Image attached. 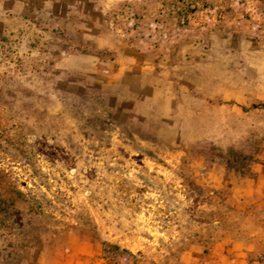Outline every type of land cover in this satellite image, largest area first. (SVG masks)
Returning a JSON list of instances; mask_svg holds the SVG:
<instances>
[{"label": "rangeland", "instance_id": "1", "mask_svg": "<svg viewBox=\"0 0 264 264\" xmlns=\"http://www.w3.org/2000/svg\"><path fill=\"white\" fill-rule=\"evenodd\" d=\"M163 2L0 0V264H264L263 0Z\"/></svg>", "mask_w": 264, "mask_h": 264}, {"label": "crops", "instance_id": "2", "mask_svg": "<svg viewBox=\"0 0 264 264\" xmlns=\"http://www.w3.org/2000/svg\"><path fill=\"white\" fill-rule=\"evenodd\" d=\"M167 1L168 2H163V4L161 5L170 6L174 8L173 11L174 13H176L175 15L179 16L180 13H182L181 7H183L184 5L183 1L186 2L187 0H167ZM189 1H193V0H189ZM207 1L209 2L210 5L220 6V7L221 6L235 7V4L237 3V0H207ZM262 7H263V11H262L263 21H264V0L262 2ZM226 16L227 17L224 21L225 24L223 25V30L236 31L235 30L236 28H233L234 27L233 25L235 22L239 21L238 19L240 17V13H238L236 9H234L233 11L229 9L228 12L226 13ZM215 37H216L215 32L211 29H207L205 31L198 30L194 34L183 33V34H180V36L178 37H176V34H174L170 38H172L173 41H176V43L169 47V50L168 52H166V55H171V54L176 55L178 53L181 54L183 51L185 53H191L193 55L197 53H201V49L198 46L199 40L197 41V39H201L203 43L205 39L206 40L214 39ZM262 57L264 58V51H263ZM263 68H264V64H263ZM55 264H66V261L63 263V261L56 260Z\"/></svg>", "mask_w": 264, "mask_h": 264}, {"label": "built area", "instance_id": "3", "mask_svg": "<svg viewBox=\"0 0 264 264\" xmlns=\"http://www.w3.org/2000/svg\"><path fill=\"white\" fill-rule=\"evenodd\" d=\"M244 10L248 16L259 17L257 13V5L259 0H242ZM194 10L191 13L190 22L192 25L197 27H204L210 21H216L223 19L224 14L220 10H215L211 8L210 5L198 4L192 5Z\"/></svg>", "mask_w": 264, "mask_h": 264}, {"label": "trees", "instance_id": "4", "mask_svg": "<svg viewBox=\"0 0 264 264\" xmlns=\"http://www.w3.org/2000/svg\"><path fill=\"white\" fill-rule=\"evenodd\" d=\"M258 106L264 108V104H259ZM115 249L118 250L119 247L118 246H115Z\"/></svg>", "mask_w": 264, "mask_h": 264}]
</instances>
